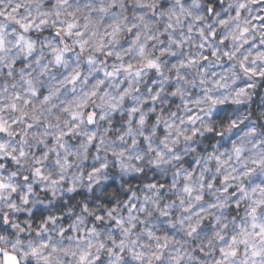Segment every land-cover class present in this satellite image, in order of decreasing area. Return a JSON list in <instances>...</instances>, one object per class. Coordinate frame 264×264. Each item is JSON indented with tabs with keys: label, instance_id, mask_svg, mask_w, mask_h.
<instances>
[{
	"label": "clouds",
	"instance_id": "clouds-1",
	"mask_svg": "<svg viewBox=\"0 0 264 264\" xmlns=\"http://www.w3.org/2000/svg\"><path fill=\"white\" fill-rule=\"evenodd\" d=\"M0 264H264V0H0Z\"/></svg>",
	"mask_w": 264,
	"mask_h": 264
}]
</instances>
